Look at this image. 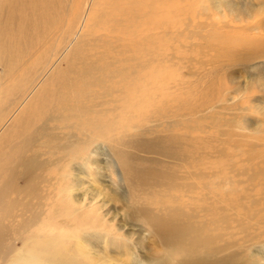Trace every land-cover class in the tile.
Listing matches in <instances>:
<instances>
[{
  "label": "rangeland",
  "instance_id": "rangeland-1",
  "mask_svg": "<svg viewBox=\"0 0 264 264\" xmlns=\"http://www.w3.org/2000/svg\"><path fill=\"white\" fill-rule=\"evenodd\" d=\"M79 10L80 30L68 45L63 34L69 21L60 14L54 24L42 26L10 71L0 65L1 101L23 89V76L45 66L60 39V49L67 45L22 97L19 112L74 50L85 26L81 16L89 13L85 59L79 50L69 61L78 68L91 64L93 70L78 77L74 93L57 104L64 117L51 123L52 139L35 141L44 147L36 158L43 165L40 187L61 201L53 221L66 210L68 222L51 221L53 231L36 235L11 223L3 249L13 251L6 261L25 250L24 261L43 264L41 253L66 252L57 242L74 243L94 232L108 240L95 249L103 264H128L130 250L142 263L159 254L173 257L151 227L137 220L145 205L156 211L194 209L181 219L199 240L208 241L195 251L196 264L218 258L224 259L219 264H264V0H84ZM12 70L16 75L10 76ZM51 90L49 82L40 98H52ZM159 138L171 139L173 155H141L162 162L170 183L152 182L134 195L112 149L128 150L134 139L158 145ZM92 205L100 211L85 214ZM120 231L123 238L114 234ZM50 239L56 241L50 247H33ZM31 251L38 253V263L31 262Z\"/></svg>",
  "mask_w": 264,
  "mask_h": 264
},
{
  "label": "bare ground",
  "instance_id": "bare-ground-1",
  "mask_svg": "<svg viewBox=\"0 0 264 264\" xmlns=\"http://www.w3.org/2000/svg\"><path fill=\"white\" fill-rule=\"evenodd\" d=\"M83 1L0 0V65L4 69L7 67V71H10L14 63H19L20 57L18 55L25 52L36 42L42 26L54 24L60 14L65 15L67 22L69 21V27L63 34H67L68 45L72 41L73 36L79 33L80 26L78 27V24L81 14L79 8ZM88 16L89 13L86 14V12L81 16V22L85 26L80 32V38L75 42L74 50L66 54L64 61L57 64L54 68L56 72L51 76L49 81L52 86V98H40L39 92L43 89L47 90L49 87L48 82L37 89L36 91L38 92H35L27 100L26 105L17 112L25 100L22 97L25 94L29 96L30 92L37 87L35 84H37L38 79L44 77L47 69L56 63L58 52L60 51L63 54L66 51L67 45L62 49L59 48L61 39L58 41L52 54L47 57L45 66L42 69H39V66L36 67L33 74L38 72V76L33 77V74L31 76H23V89L0 101V253L3 251V254H0V264L12 262L14 264H28L24 261V255H20V253L25 254V250L24 253H16L13 261H6L9 253L13 251L12 247H6V250L3 249L4 242L6 239H10L12 233L13 227H11V223L16 224L18 222L17 225L20 229H26L32 235L41 233V231L48 233L54 230V224L51 222L53 221L52 215L56 213L54 206L61 201L45 194V189L40 187L41 176L39 172L43 169V165L36 161V158L39 157L44 147L42 143L36 145L35 141L37 142V139L41 137L52 139V135L48 134L51 123L56 119L64 117V114L62 115V112L57 108V104L59 102L64 103L67 94L74 93L75 88L79 85V81H81L77 80L78 77L84 76L93 70L91 64L86 63L82 68H78L77 65L69 61V59L78 55L79 50L82 52L81 57L85 59L82 43L85 41L86 36L84 31L89 29L87 25ZM91 20L97 22V18L93 15H91ZM4 72L3 70L2 74ZM12 75H16L13 70L10 73V76ZM16 95H19V98L12 99ZM42 132L45 134L43 135ZM155 142L158 145L144 144L141 140L134 139L128 141V150H124L120 146L112 149L113 154L116 155L121 163L123 172L134 195L143 194L144 192H136V190L140 187L148 186L152 182L158 181L161 185L170 183V172L163 166L162 162H153L149 157L141 155H151L156 158L174 154L169 149L170 138H159ZM65 161L66 165H68V161ZM156 164L161 168H158ZM19 180H22L23 183L20 184ZM43 181L46 180L43 179ZM77 198L79 201L78 205L82 204L80 195H77ZM112 200L114 201V199ZM93 206H91L90 211L84 210V213L88 212L92 216L97 210L100 211V208L96 209ZM76 209L80 211L81 207H77ZM163 209L166 210V213H160V210ZM193 210L191 209V211L185 213L176 208H158V211H156L150 206L143 205L139 207L137 220L141 219L143 224L151 227V234L160 243L171 249L170 253L173 257L159 254L153 260L151 259L152 261L147 260L148 262L142 263L136 261L134 253L130 250L127 263L196 264L197 254L195 251L198 250V246L205 247L208 241L205 239L199 240L192 226L181 219V216L191 214ZM175 211L177 213H174ZM62 212L65 216L60 214L57 219L60 217L64 219L61 221L55 219L53 222L57 221L58 224L56 225L65 226L68 222V217L66 216L69 215L67 211L62 210ZM118 215L119 213H114V217L117 218ZM100 217L101 213H99ZM100 220L108 222L107 219L100 218ZM39 221H42V225L39 224ZM81 222L87 224V220ZM77 224L79 225V222ZM114 234L118 238L124 237L121 231ZM30 240L33 239L31 238ZM50 240H46L33 247H50V243L56 242L55 239ZM86 241L92 246L88 247ZM99 241L108 242V240H104L101 233L97 232L92 233L87 239H82L78 236L74 243H70L69 238L59 241L57 242V246L66 252L41 253L42 263H106L104 258L101 255L99 257L98 251L95 250L101 245ZM121 247L119 244L116 248L119 249ZM37 256H39L38 253L31 251V262L38 263L40 258L37 259ZM223 262V258H218L216 262L211 261L208 263L219 264ZM224 264H228V261L226 260Z\"/></svg>",
  "mask_w": 264,
  "mask_h": 264
}]
</instances>
